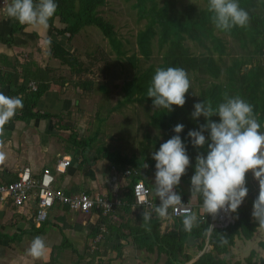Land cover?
I'll use <instances>...</instances> for the list:
<instances>
[{
	"label": "trees",
	"instance_id": "obj_1",
	"mask_svg": "<svg viewBox=\"0 0 264 264\" xmlns=\"http://www.w3.org/2000/svg\"><path fill=\"white\" fill-rule=\"evenodd\" d=\"M55 2L58 5V9L54 17L49 21V27L52 28L55 36L62 37L67 35V40L69 41L83 28L94 27L107 40L110 50L116 59L126 57L125 51L121 49V42L113 31L112 24L105 21L99 14V8H102L106 4V0H55ZM203 2L204 7L198 11L193 12V8H187L184 12L176 13L172 7H168L167 3L159 6L156 0H134L133 7L136 9L137 20L145 21V26L137 31L135 35L137 56L132 54L126 58V61L135 69V72L130 80L123 83L121 87L123 99L116 103L115 108H121L128 104H137L141 107L151 108L152 112H150L148 117L149 123L153 129L160 132L162 139L151 140L148 139L149 137H145V144L141 146V157L139 158H127L118 152H110L104 148H98L99 150L95 151L97 155L92 160V163L100 159L105 160L118 173L126 170L129 171V175L126 178L128 181L127 191L124 194V200L127 205L122 207L128 217H131L129 215L132 214L130 211V206L133 202L131 194L132 185L139 181L145 186L147 185L145 177L149 171H156L152 153L158 151L162 143L176 135L173 131L175 125H184L180 136L186 146L191 164L187 170V174L181 178L180 184L185 185L191 181V176L195 172L197 155L202 154L206 156L207 145L204 148H195L188 137L190 130L198 131L200 126L206 123L204 117L193 119L192 112L194 111L193 106L195 103L209 101L213 109H216L220 103L224 102L226 95L229 97L238 96L253 105L254 113L257 116L258 123L261 125L260 130L264 129V0H238L239 5L248 12L250 21L247 27H234L230 32L218 30L214 26L211 19L213 14L208 11L209 0H204ZM55 18L62 25V28L54 26L53 21ZM25 27L13 20L10 24L9 37L6 39L0 37V43L5 45L12 44L13 35ZM215 32L222 37L217 36ZM223 37L228 38L241 52L239 57L230 59L228 63L223 60V57L227 53V41L225 42ZM153 40H156L157 49L163 51L161 62L156 66L151 64L144 69L137 68L138 59L143 61L150 59ZM186 40L195 43L197 48L203 50V52L198 56H194L184 46L183 43ZM49 47L51 48L48 53L50 57L58 60L60 65L66 66L73 75L78 77L85 72L78 59L60 43L51 41ZM168 67H180L186 70L188 75L207 77L213 82L206 88L201 87L196 97H193L192 87H190L189 93L186 94V103L182 108L173 106L171 112H168L166 109H154L152 100L147 96V89L151 85L155 70L157 68L166 69ZM43 73L44 75L39 74L36 70L31 71L30 65L27 63L21 65V82L18 83V73L3 75L0 72V88L5 86L8 88L5 95L10 97L20 95L23 100V109L11 121H25L27 119L45 120L51 118L56 119L57 122L62 120L57 114L42 113L37 109V103L47 91L49 84L44 79L46 73ZM63 83L61 81L60 84ZM73 85L80 91L86 92L91 89V82L86 80L78 81ZM211 119L219 122L218 116H213ZM66 126L60 125L63 129L68 128ZM97 133L98 131H95L92 137L78 140L76 133L69 135L68 140L74 146V154L82 158V161H80L81 165L89 162L84 155L86 152L84 149L90 146ZM204 135L206 139L209 138L208 132H205ZM121 160L122 162H120ZM145 164L147 167H145ZM81 165L79 164V166ZM249 178L248 173L246 175L248 195L237 212L232 213L233 224L228 225L224 229H214L210 237H208V244L212 246L211 251L204 252L197 258L193 259V256L186 249L194 248L197 253L202 251L209 219L206 222L198 221V227H194L189 232L184 230L182 222L184 217L175 218L169 215L173 225L168 230L161 232L162 218L158 217L155 212H153L148 224L150 230L141 226L143 223L141 215L143 211L134 214V219L127 218L121 222H115L116 220L110 221L108 216L99 215L98 226L90 233L89 238L92 239L101 234L104 242L107 244L115 237L118 239L124 238L125 240L130 239L138 247L144 248L148 252H152L153 248H155L158 253H163L166 256L163 264H186L191 260L190 264H229V248L234 245V240H250L259 229L258 223L252 217L253 203L258 197L259 185L253 187ZM178 188L179 186L175 191L180 194L177 191ZM182 197L186 200L184 195ZM197 202L202 204V197L197 198ZM46 220L34 231H39L44 226L43 224H45ZM101 227L105 229L102 233ZM222 235L227 237V245L221 246L220 239ZM189 236H192L198 243L189 247L186 244V239ZM65 240L61 247H70L71 252L77 258V264H81L82 261H85L84 264H110L109 261H103L100 258L101 254L100 252L98 253V250L94 251L90 259H82L83 253L73 249L67 240ZM258 245L264 251V240L259 242ZM113 249L116 258L120 259L123 246L120 243H116ZM94 259H96L95 263ZM232 264H264V259L259 258L258 261H255L254 252L251 251L243 263L236 261Z\"/></svg>",
	"mask_w": 264,
	"mask_h": 264
},
{
	"label": "clouds",
	"instance_id": "obj_2",
	"mask_svg": "<svg viewBox=\"0 0 264 264\" xmlns=\"http://www.w3.org/2000/svg\"><path fill=\"white\" fill-rule=\"evenodd\" d=\"M5 3L6 0H1L0 4L4 5ZM57 9L58 5L55 0H38V2L37 0H11L5 11L8 18L21 25L34 29H47L49 21L54 17ZM208 11L213 14L211 19L214 26L224 32H230L234 27L245 28L250 21L248 12L239 5L238 0H209ZM45 43L50 45L51 39H47ZM190 87L188 73L183 68H157L151 85L147 89V96L152 100L154 109H166L171 112L173 106L182 108L185 105L186 94L189 93ZM23 106L21 97H10L0 92V165L4 164L7 159V153L3 150V137L6 135L5 125L15 117L18 110L23 109ZM193 107V119L204 117L206 123L201 125L198 131L190 130L188 137L195 148H204L207 145V154L206 156L198 154L196 157L195 172L191 176L190 188L191 199L195 198V200L186 199L185 201L195 202L197 198L202 197L201 210L204 214L212 216L213 219L221 211L236 213L248 195L246 175L251 172L259 182V194L253 203L252 217L258 223L259 228L264 229V132L260 130L261 125L254 113L253 105L238 96L229 97L226 95L224 102L220 103L216 109H213L209 101L197 102ZM213 116H218L219 122L213 121L211 119ZM183 129V124L175 125L173 131L176 135L162 143L159 150L152 153L156 169L155 196L152 195V197L159 198L160 203L153 205L146 199L149 188L138 193V202L144 205L143 212L141 209L134 208L133 210L136 213L142 212L143 223L141 226L143 227L148 228L153 212L158 217L167 219L170 218L169 208L186 207L182 203V196L175 191L180 185L181 178L187 174V170L191 166L186 146L180 136ZM205 132L209 133L207 139L204 135ZM145 167H147L146 164ZM111 170L116 176V181L112 183L110 178V184L112 186L115 184L119 196L118 179L119 181L120 179L128 181L122 176L123 172L118 173L113 166H111ZM126 182L121 185L127 187ZM110 192L107 194L109 198H111ZM119 197L124 198V195L121 194ZM131 206L130 210H132ZM111 215L113 213L105 216L110 217ZM182 222L184 230L189 232L194 227H198L199 223L197 215L191 212H185ZM100 229H103L102 232L105 231L104 227ZM213 230V226L209 225L205 235L210 237ZM220 243L221 246L227 245L228 240L225 235L221 236ZM95 244L93 243L92 252L96 250ZM49 251L50 249L42 236L34 237L26 249L27 255L33 260L45 259ZM202 253H204L203 249L194 258ZM191 262L192 260L186 264Z\"/></svg>",
	"mask_w": 264,
	"mask_h": 264
},
{
	"label": "rangeland",
	"instance_id": "obj_3",
	"mask_svg": "<svg viewBox=\"0 0 264 264\" xmlns=\"http://www.w3.org/2000/svg\"><path fill=\"white\" fill-rule=\"evenodd\" d=\"M156 1L159 6L167 3L168 7H172L174 9L173 11L176 13L184 12L187 8H193V12H195L204 7V0ZM133 3L134 0H106V4L102 8H99L100 16L105 21L112 24L113 31L117 39L121 42V49L125 51L126 55V57L122 59H116L115 55L110 50L107 40L94 27L83 28L69 41L66 36L60 38V44L78 59L82 69L85 70V72L78 77H75L66 66L60 65L58 60L50 59V55L48 54L50 52V47L48 44H43L44 42L40 44L37 42L36 44L34 39H31L29 42L25 40L21 42L24 44L20 43L10 48L3 49V53L6 51V57L9 60L7 66H2L1 72L3 75L18 73V83L21 82V65L27 63L30 65L31 71L36 70L39 74L43 75V72L46 73L44 79L49 83L48 88L53 86L61 92L67 91L70 96L69 98L73 99L75 102L69 112L61 114V122H57L56 119L52 122L53 130L57 132V136H59L58 142L61 147H65L70 155L72 154L73 156L74 154V146L71 145L68 140L71 133H76L78 140L92 137L93 133L98 131L94 140L90 143V146L85 148L86 152L84 155L89 162H92L93 158L97 155L95 151L98 148H104L110 152H118L127 158H139L141 157V146L145 144V137H149L148 139L151 140L162 139L160 132L153 129L149 123L148 117L151 108L141 107L137 104H128L121 108H115L116 103L123 99V92L121 90L123 83L130 80L134 75L135 69L130 66L126 58L132 54L136 55L135 35L145 24V21L137 20L136 9L133 7ZM8 4H10L9 0H6L4 5L0 4V12L4 10ZM53 22L56 27H61L58 24L57 18H55ZM26 28L23 30L26 31ZM22 31L13 35V41L17 35L23 38V40L28 38L25 36L30 34ZM215 34L222 37L216 32ZM8 37L9 34H7L4 39ZM223 38L225 42L227 41V53L223 57V60L228 63L232 57H239L241 52L228 38ZM183 44L194 56H198L203 52V50L197 48L195 43L189 40H186ZM162 53L163 51L158 50L156 47V40H153L150 59L148 61L138 59L137 68L144 69L151 64L154 66L158 65L161 62ZM47 72L50 74H47ZM188 76L191 82L193 97L197 96L198 90L201 87L206 88L213 82L207 77L197 75H194V77L192 74ZM84 80L91 82V89L89 91H80L74 87V83ZM61 81L66 85H64V83L60 84ZM60 125H67L66 127L68 128L63 129ZM97 127H99L98 130H96ZM261 131L264 132V129ZM100 161L104 162L105 160L100 159ZM249 174L251 185L257 187L259 182L254 178L251 172H249ZM145 180L151 195H154L155 171H149ZM126 184H128V182H126ZM118 187L120 188L119 193L124 195L127 187H125V185ZM190 188L191 181L185 185L181 183L177 191L181 196L184 195L185 199L195 200V198L191 199ZM197 214L198 211L196 215ZM165 221L168 225L169 223L170 225L173 223L171 218H167ZM169 227L171 228L172 226ZM166 230L164 228L163 232ZM257 231L258 232H255V235H253L250 240H234V245L229 248V264L236 261L243 263L251 251L254 252L255 261H258L259 258L264 259V251L258 245L259 242L264 240V229L259 228ZM259 233H262V235H259ZM92 248L93 246H88L87 243H85V246L80 250V253H83L81 258L90 259L94 253L92 252ZM186 251L192 255L193 258L198 254L194 248L186 249ZM140 253L141 252L137 253V259H133L134 263L131 262L129 264H163L164 258H166L163 253H158L157 250L152 251L148 256L145 251H142L143 254ZM160 257L162 259H160ZM120 260H122L121 257ZM95 261L96 259H94V263ZM116 263L124 264L123 261L118 263V260Z\"/></svg>",
	"mask_w": 264,
	"mask_h": 264
},
{
	"label": "crops",
	"instance_id": "obj_4",
	"mask_svg": "<svg viewBox=\"0 0 264 264\" xmlns=\"http://www.w3.org/2000/svg\"><path fill=\"white\" fill-rule=\"evenodd\" d=\"M9 1L11 3V0ZM5 9L0 12V37L3 39L9 34L10 24L12 22V19L6 15ZM53 24L56 27L54 22ZM58 24L62 28L59 22ZM26 29V31H24L25 29L21 31L30 34L25 36L28 38L23 40V38L17 35L10 45L0 43V72L2 66H7L8 64L7 53L6 51L3 53V49L20 44L25 40L29 42L31 39H34L36 44L37 42L39 44L43 42V44H46L45 41L49 38L51 41L60 43V38L67 37V35L62 37L55 36L51 27L47 29L27 27ZM50 59L55 60L51 57ZM47 74L50 73L47 72ZM64 85L66 84L64 83ZM7 91L8 88L6 86L0 88V92L3 94H6ZM69 97L67 91L61 92L52 86L39 99L37 109L42 113L57 114L62 117L61 114L69 112L75 104L73 99ZM53 120L55 119L16 120L5 125L6 135L3 137V150L7 153V159L4 164L0 165V182L15 180L17 173L25 167H28L33 173L40 172L42 168L52 170L60 157L69 154L68 156L71 158L70 166L64 174L55 176V187L62 189L67 194L82 192L90 195L109 194L111 185L110 178L113 174L111 170L112 165L100 160L94 163L86 162L81 165V157L74 154L72 156L65 147H61L58 142L59 136L53 130ZM124 182V180L120 179L119 186ZM130 211L132 214L129 215L131 217H128L122 209H117L109 217V220L121 222L127 218L134 219V213L136 211ZM32 215L33 210L29 206L18 209L13 207L9 202H0V264H77L76 256L71 252L70 247H61L63 241L66 239L68 244L78 252L85 246V243L88 246H93L94 238L90 239L89 235L98 226L100 220L98 214L93 213L87 218H82L57 205L48 211L47 220L39 231H34V229H38L40 226H33L31 221ZM165 220L167 219L162 218V226H160L161 232H163L164 228L168 230L170 228L169 226L173 225L172 222V225L170 223L168 225ZM259 235H262V233H259ZM36 236H42L50 249L46 258L43 260H33L26 253V249L29 247L31 240ZM104 243L102 237L101 241L95 244L96 250L100 252V258L103 261H109L110 264H117V260L118 263L121 261L124 264L134 263L133 259H137V253L141 252L140 254H143L142 251H145L147 256L151 253L144 248L138 247L130 239L125 240L124 238L118 239L115 237L108 244ZM116 243H120L123 246L122 260L116 258L113 250ZM154 250L156 249L153 248L152 251ZM104 253L106 255L105 257ZM160 259L162 258L160 257ZM84 263L85 261L81 262V264Z\"/></svg>",
	"mask_w": 264,
	"mask_h": 264
},
{
	"label": "built area",
	"instance_id": "obj_5",
	"mask_svg": "<svg viewBox=\"0 0 264 264\" xmlns=\"http://www.w3.org/2000/svg\"><path fill=\"white\" fill-rule=\"evenodd\" d=\"M71 160L69 156L61 157L54 165L53 171L48 168H42L40 172L33 173L28 167L23 168L17 173L16 179L10 182H0V202H9L13 207L18 209L25 206L31 207L33 210L32 222L35 226H39L47 218V211L53 206H60L66 208L68 212L88 217L93 213H99L103 216L114 213L118 208L125 207L127 204L124 198L117 195L118 190L115 184L110 185L111 198L105 194L89 195L86 193H73L66 195L63 191L55 187V174H62L70 166ZM129 171L126 170L122 176L127 178ZM116 176L113 174L111 182L115 183ZM144 189H148L142 182H137L133 185L131 193L133 202L131 209H141L143 211L144 205L138 202V193ZM149 190V189H148ZM153 205H159V198H153L150 190L146 197ZM182 203L186 205L184 208H169V215L172 217H184L185 212L197 213L198 221L206 222L209 218V225L214 229H224L228 225L233 224L232 213L221 211L213 219L212 216L206 215L202 212V204L197 201H185ZM208 225V228H209ZM101 232L103 229H100ZM101 235H98L93 243H99ZM94 249V248H92ZM211 246L208 244V236H205V243L203 252L210 251Z\"/></svg>",
	"mask_w": 264,
	"mask_h": 264
},
{
	"label": "bare ground",
	"instance_id": "obj_6",
	"mask_svg": "<svg viewBox=\"0 0 264 264\" xmlns=\"http://www.w3.org/2000/svg\"><path fill=\"white\" fill-rule=\"evenodd\" d=\"M145 11V10H144ZM98 17V16H97ZM74 19V18H73ZM82 23V22H81ZM149 25V24H148ZM145 26V25H144ZM148 27V26H147ZM11 32V31H10ZM217 33V32H216ZM154 34V33H153ZM139 37V35H138ZM140 38V37H139ZM221 38V37H220ZM12 41V40H11ZM4 42V41H3ZM158 46V45H157ZM259 47V46H258ZM51 49V48H50ZM116 52V51H115ZM206 52V51H205ZM255 53V52H254ZM121 54V53H120ZM33 55V54H32ZM121 56V55H120ZM233 58V57H232ZM163 59V58H162ZM236 59V58H235ZM245 60V59H244ZM9 61V60H8ZM67 62V61H66ZM232 63V62H231ZM248 64V63H247ZM95 67V66H94ZM36 69V68H35ZM252 70V69H251ZM96 71V70H95ZM14 74V73H13ZM254 74V73H253ZM5 75V74H4ZM12 75V74H11ZM103 75V74H102ZM146 75V74H145ZM147 76V75H146ZM76 77V76H75ZM18 79V78H17ZM41 79V78H40ZM227 85V84H226ZM225 85V86H226ZM21 87V86H20ZM37 88V87H36ZM39 88V87H38ZM210 90V89H209ZM20 93V92H19ZM7 94V93H6ZM40 94V93H39ZM14 97V96H13ZM22 97V96H21ZM223 98V97H222ZM138 100V99H137ZM201 100V99H200ZM89 102V101H88ZM152 112V111H151ZM162 112V111H161ZM67 113V112H66ZM152 114V113H151ZM91 123V122H90ZM101 123V122H100ZM121 124V123H120ZM100 125V124H99ZM90 127V126H89ZM85 132V131H84ZM86 134V133H85ZM209 137V136H208ZM72 138V137H71ZM98 143V142H97ZM72 144V143H71ZM81 145V144H80ZM76 148V147H75ZM83 148V147H82ZM85 150V149H84ZM99 150V149H98ZM102 150V149H101ZM108 154V153H107ZM69 155V154H68ZM103 158V157H102ZM111 161V160H110ZM94 162V161H93ZM122 162V160L120 161ZM140 163V162H139ZM133 164V163H132ZM118 167V166H117ZM130 169V168H129ZM131 170V169H130ZM250 175V174H249ZM132 176V175H131ZM133 181V180H132ZM130 183V182H129ZM133 186V185H132ZM131 186V187H132ZM147 186V185H146ZM132 194V193H131ZM54 208V207H53ZM209 219V218H208ZM84 221V220H83ZM28 224V223H27ZM143 229V228H142ZM144 231V230H142ZM153 233V232H152ZM155 235V234H154ZM144 240V239H143ZM160 240V239H159ZM148 241V240H147ZM152 242V241H151ZM104 247V246H103ZM114 250V249H113ZM199 259V258H198ZM81 260V259H80ZM222 260V259H221Z\"/></svg>",
	"mask_w": 264,
	"mask_h": 264
},
{
	"label": "water",
	"instance_id": "obj_7",
	"mask_svg": "<svg viewBox=\"0 0 264 264\" xmlns=\"http://www.w3.org/2000/svg\"><path fill=\"white\" fill-rule=\"evenodd\" d=\"M198 243L197 240H194V238L192 236H189L187 239H186V244L188 246H192L194 244Z\"/></svg>",
	"mask_w": 264,
	"mask_h": 264
}]
</instances>
